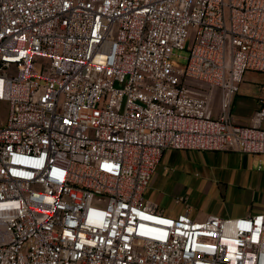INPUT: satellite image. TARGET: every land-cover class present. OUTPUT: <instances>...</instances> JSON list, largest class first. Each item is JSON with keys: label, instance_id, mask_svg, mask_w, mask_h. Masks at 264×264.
I'll return each mask as SVG.
<instances>
[{"label": "built area", "instance_id": "built-area-1", "mask_svg": "<svg viewBox=\"0 0 264 264\" xmlns=\"http://www.w3.org/2000/svg\"><path fill=\"white\" fill-rule=\"evenodd\" d=\"M246 70L264 0H0V264H264V206L143 200L166 147L264 154V105L231 112Z\"/></svg>", "mask_w": 264, "mask_h": 264}, {"label": "crops", "instance_id": "crops-1", "mask_svg": "<svg viewBox=\"0 0 264 264\" xmlns=\"http://www.w3.org/2000/svg\"><path fill=\"white\" fill-rule=\"evenodd\" d=\"M263 77L251 78L242 82L234 96L232 114L240 123H252L253 115L257 109L264 105ZM263 97L261 101L260 98ZM217 109V99L213 102V110ZM264 127V119L260 122ZM258 159L257 170L248 165L249 161ZM264 154L242 152L230 149H185L166 147L162 150L159 161L151 175L148 188L157 190L162 195L164 190L175 194L176 202L186 201V197L177 195L181 191L204 190L206 194L213 191L221 195L230 191L242 196L245 203L239 206L219 205L210 210L179 205L175 214L166 213L163 207L152 201L162 213L175 216L187 211L193 219H204L209 214L221 217H236L247 213H255L264 206Z\"/></svg>", "mask_w": 264, "mask_h": 264}, {"label": "rangeland", "instance_id": "rangeland-1", "mask_svg": "<svg viewBox=\"0 0 264 264\" xmlns=\"http://www.w3.org/2000/svg\"><path fill=\"white\" fill-rule=\"evenodd\" d=\"M194 27H189V32L186 38L185 46L183 49L180 48H174L173 52L169 58L170 62L177 67H183L186 64V57L188 55V47L192 44L193 36H194ZM39 63L37 62V67H39ZM263 77L264 80V73L257 70H246L243 73L242 80L240 82V85L242 82H247L251 80V78H260ZM200 82H197V84ZM239 88H241L239 86ZM203 89H207L204 87ZM8 113V101L6 100H0V124L4 123L7 118ZM262 154V153H259ZM264 163V160H262ZM257 163L258 159L255 160V163L252 161H249L248 165L257 170ZM264 168V165H263ZM157 190L153 188H148L146 192H144V198L152 199V201H155L156 204H159L160 207H163L166 213L169 214H175L177 210H175L179 205H185V206H191L194 208H202L204 210H210L216 206L219 205H225V206H239L245 203V200L242 196H238L236 194H233L228 191L227 194L221 195L215 193L213 194V191H209L208 194L205 193L204 190H197V191H181L177 192V195H182L186 197V201L176 202L175 201V194L171 195V192H168L167 190L163 191L162 195H157ZM93 203L96 205L103 206L106 203V199L103 200H93Z\"/></svg>", "mask_w": 264, "mask_h": 264}]
</instances>
